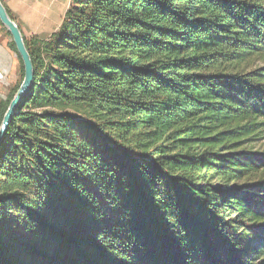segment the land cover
<instances>
[{
    "label": "trees",
    "instance_id": "trees-1",
    "mask_svg": "<svg viewBox=\"0 0 264 264\" xmlns=\"http://www.w3.org/2000/svg\"><path fill=\"white\" fill-rule=\"evenodd\" d=\"M21 34L0 264H264V0H70Z\"/></svg>",
    "mask_w": 264,
    "mask_h": 264
},
{
    "label": "rangeland",
    "instance_id": "rangeland-1",
    "mask_svg": "<svg viewBox=\"0 0 264 264\" xmlns=\"http://www.w3.org/2000/svg\"><path fill=\"white\" fill-rule=\"evenodd\" d=\"M0 1L3 2L5 6L9 2V0ZM24 1L27 2V5L32 2L34 8L32 11L22 9L18 15V21L14 19L15 23L17 25L18 23L21 24L26 30L28 29L30 31L39 32V34L33 35H36L40 38L49 36V34L52 33L50 31L58 28V25H60L62 21L63 14L70 2V0H22L23 7L25 5ZM10 13L12 15V11H10ZM6 30L7 29L2 24H0V34L10 40ZM24 32L26 33L25 30ZM23 35L25 36L24 33ZM33 35H28L25 37L30 38Z\"/></svg>",
    "mask_w": 264,
    "mask_h": 264
},
{
    "label": "water",
    "instance_id": "water-1",
    "mask_svg": "<svg viewBox=\"0 0 264 264\" xmlns=\"http://www.w3.org/2000/svg\"><path fill=\"white\" fill-rule=\"evenodd\" d=\"M0 22L1 24L7 29L10 33L11 39L15 45L16 51L21 58L23 63L24 69V76L22 82L17 89L16 93L14 94L13 98L11 99L6 112L4 113L3 120L0 125V143L4 137L6 128L18 106L20 103L23 95L28 90L29 86L33 81V67L30 55L25 47L22 34L17 26V24L10 19L7 14V11L0 1Z\"/></svg>",
    "mask_w": 264,
    "mask_h": 264
},
{
    "label": "crops",
    "instance_id": "crops-1",
    "mask_svg": "<svg viewBox=\"0 0 264 264\" xmlns=\"http://www.w3.org/2000/svg\"><path fill=\"white\" fill-rule=\"evenodd\" d=\"M25 5L23 7L22 0H9L6 6L10 11H12V16L18 21V15L21 10H33V3L24 1ZM20 30L25 34V36L39 34V32L26 30L21 24H19ZM59 26V25H58ZM26 31V33L24 32ZM56 30V29H55ZM52 30L50 32H53ZM9 39L0 34V101L5 100L9 91L13 86L19 81L20 78V64L17 55L10 50L8 47Z\"/></svg>",
    "mask_w": 264,
    "mask_h": 264
}]
</instances>
